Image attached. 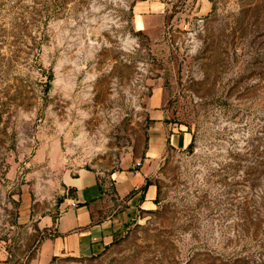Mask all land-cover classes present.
Returning a JSON list of instances; mask_svg holds the SVG:
<instances>
[{
    "label": "rangeland",
    "instance_id": "1",
    "mask_svg": "<svg viewBox=\"0 0 264 264\" xmlns=\"http://www.w3.org/2000/svg\"><path fill=\"white\" fill-rule=\"evenodd\" d=\"M147 1L167 8L149 34ZM157 94L193 144L167 143L125 233L52 264H264V0H0V264L37 255L82 171L115 198Z\"/></svg>",
    "mask_w": 264,
    "mask_h": 264
},
{
    "label": "crops",
    "instance_id": "2",
    "mask_svg": "<svg viewBox=\"0 0 264 264\" xmlns=\"http://www.w3.org/2000/svg\"><path fill=\"white\" fill-rule=\"evenodd\" d=\"M166 10V6L157 1L138 4L133 18L135 29L149 34L155 23L163 22ZM150 103L149 116L153 124L147 158L141 166L116 174L115 198L112 200L107 188L99 185L97 174L82 171L77 177L70 178L65 183L68 197L61 204L65 205L64 211L56 218L48 214L37 220L39 228L53 233L42 241L29 264H52L55 257L97 255L127 231L140 209L153 207L158 190L152 180L167 143L176 149H185L192 138L183 126L167 121L160 95L153 96ZM147 180L151 185L144 192L141 188ZM114 204L116 209L106 216L107 209Z\"/></svg>",
    "mask_w": 264,
    "mask_h": 264
},
{
    "label": "trees",
    "instance_id": "3",
    "mask_svg": "<svg viewBox=\"0 0 264 264\" xmlns=\"http://www.w3.org/2000/svg\"><path fill=\"white\" fill-rule=\"evenodd\" d=\"M193 143H190L189 144V147L192 145ZM99 185H100V182H99ZM151 185V181L150 180H147L146 184L141 188L142 191H146L148 189V187ZM57 258H53V262L56 261Z\"/></svg>",
    "mask_w": 264,
    "mask_h": 264
},
{
    "label": "built area",
    "instance_id": "4",
    "mask_svg": "<svg viewBox=\"0 0 264 264\" xmlns=\"http://www.w3.org/2000/svg\"><path fill=\"white\" fill-rule=\"evenodd\" d=\"M137 165H138V166H141V163L139 162Z\"/></svg>",
    "mask_w": 264,
    "mask_h": 264
}]
</instances>
